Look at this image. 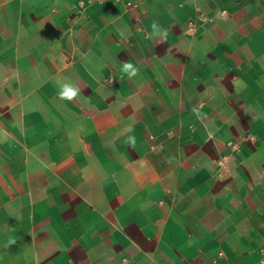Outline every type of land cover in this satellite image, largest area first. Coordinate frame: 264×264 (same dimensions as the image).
<instances>
[{
    "label": "crops",
    "instance_id": "obj_1",
    "mask_svg": "<svg viewBox=\"0 0 264 264\" xmlns=\"http://www.w3.org/2000/svg\"><path fill=\"white\" fill-rule=\"evenodd\" d=\"M79 1L0 0V264H262L264 0Z\"/></svg>",
    "mask_w": 264,
    "mask_h": 264
},
{
    "label": "clouds",
    "instance_id": "obj_2",
    "mask_svg": "<svg viewBox=\"0 0 264 264\" xmlns=\"http://www.w3.org/2000/svg\"><path fill=\"white\" fill-rule=\"evenodd\" d=\"M152 35L154 36H164L166 33V30L162 29L158 23L154 22L152 24ZM122 71L127 73L129 77H135L138 73V69L133 66L131 63H124L122 67ZM80 90L73 86L70 83H63L60 85V91L58 93L60 99L72 101L79 95ZM128 143L134 144L135 143V137H128Z\"/></svg>",
    "mask_w": 264,
    "mask_h": 264
},
{
    "label": "built area",
    "instance_id": "obj_3",
    "mask_svg": "<svg viewBox=\"0 0 264 264\" xmlns=\"http://www.w3.org/2000/svg\"><path fill=\"white\" fill-rule=\"evenodd\" d=\"M105 1L106 0H80L78 2V5L80 7H84L85 5H90V4H94V3H102V2H105ZM111 1L118 2V1H121V0H111ZM125 7H126L127 10H134L137 7V3L135 1H132V0H127V1H125ZM222 13H224V12H222ZM198 17L201 18V19L205 18L204 16H200V15ZM194 26H195V21L189 20L188 21V25H187V30L188 31H192L194 29ZM107 81L112 83L113 82V78L112 77H108ZM220 255H223V254L220 253ZM261 263L264 264V257L261 258Z\"/></svg>",
    "mask_w": 264,
    "mask_h": 264
},
{
    "label": "rangeland",
    "instance_id": "obj_4",
    "mask_svg": "<svg viewBox=\"0 0 264 264\" xmlns=\"http://www.w3.org/2000/svg\"><path fill=\"white\" fill-rule=\"evenodd\" d=\"M211 1V0H210ZM222 12H224V13H222ZM226 13V11L225 10H219V14L220 15H224ZM248 138V136L247 135H240V136H238L237 138H235V139H233L232 141H230V142H228L227 144H226V147H231L232 149H234L235 147L238 149V148H240V146H242V144H241V142L243 141V140H245V139H247ZM228 155H229V153H228ZM228 155H226V156H228ZM223 158H225V156L223 157Z\"/></svg>",
    "mask_w": 264,
    "mask_h": 264
}]
</instances>
